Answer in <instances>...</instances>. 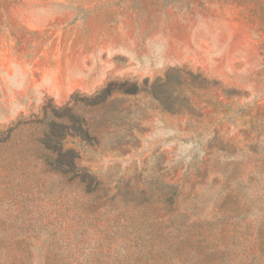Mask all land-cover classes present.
Segmentation results:
<instances>
[{
    "label": "rangeland",
    "instance_id": "1",
    "mask_svg": "<svg viewBox=\"0 0 264 264\" xmlns=\"http://www.w3.org/2000/svg\"><path fill=\"white\" fill-rule=\"evenodd\" d=\"M0 264H264V0H0Z\"/></svg>",
    "mask_w": 264,
    "mask_h": 264
},
{
    "label": "trees",
    "instance_id": "2",
    "mask_svg": "<svg viewBox=\"0 0 264 264\" xmlns=\"http://www.w3.org/2000/svg\"><path fill=\"white\" fill-rule=\"evenodd\" d=\"M112 93L110 83L98 91V93L89 97L90 102H86L90 107L98 109V115L103 120L108 118V111L105 106ZM125 93L133 92L126 91ZM73 98L72 101L75 100ZM102 108L104 109L103 111H101ZM88 111H91V109ZM50 112L47 106H45L43 109L45 121H42L41 124L43 134L39 136V140L43 144L42 148L49 149L46 154V159H48V162L51 163L58 174L69 176L72 180L79 178L81 183H86L87 180L76 172L79 156L75 148L64 147L65 137L70 135L81 140L86 137L90 138V120H98V118L92 115L87 116V112L80 108L77 101L72 102V104L70 101L66 106L60 108L53 106Z\"/></svg>",
    "mask_w": 264,
    "mask_h": 264
}]
</instances>
